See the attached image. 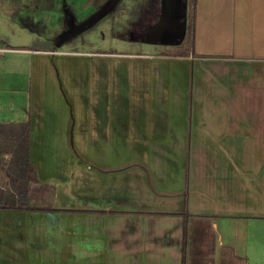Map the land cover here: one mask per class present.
<instances>
[{
    "label": "rangeland",
    "instance_id": "1",
    "mask_svg": "<svg viewBox=\"0 0 264 264\" xmlns=\"http://www.w3.org/2000/svg\"><path fill=\"white\" fill-rule=\"evenodd\" d=\"M144 2L0 0V124L27 121L12 129L11 142L0 134V188L26 192L24 205L91 207L89 189L102 193L105 180L111 208H132L120 196L157 198L155 175L165 180L171 165L189 163L180 153L190 139L192 147L200 134L201 149L213 153L228 143V119L260 121L261 135L264 70L235 76L190 60L191 0H160L156 25L138 34L129 12ZM24 142L26 158L11 169ZM206 152L200 165H226ZM104 167L115 170L105 179ZM21 169L27 173L14 179Z\"/></svg>",
    "mask_w": 264,
    "mask_h": 264
},
{
    "label": "crops",
    "instance_id": "2",
    "mask_svg": "<svg viewBox=\"0 0 264 264\" xmlns=\"http://www.w3.org/2000/svg\"><path fill=\"white\" fill-rule=\"evenodd\" d=\"M190 14V60L206 61L205 71L212 62L235 76L243 70L255 73L254 68L262 74L264 0H191ZM215 75L224 81V74ZM225 123L231 124L226 145L206 152L199 134L180 153L189 163L171 165L174 172L165 180L155 175L158 197L143 195L153 201L152 208L136 197L128 202L131 196L124 195L120 200L132 208H111L104 180L102 193L89 189L91 207L0 209V264H264V129L256 135V125L262 124L257 120L252 126L248 120ZM20 124L27 121L2 122V138L11 142V131ZM203 151L224 157L226 165H200ZM113 171L99 172L105 179ZM185 179H190L187 185ZM163 181L176 187L165 191ZM185 188L190 196H184ZM25 193L8 186V199L27 202Z\"/></svg>",
    "mask_w": 264,
    "mask_h": 264
},
{
    "label": "trees",
    "instance_id": "3",
    "mask_svg": "<svg viewBox=\"0 0 264 264\" xmlns=\"http://www.w3.org/2000/svg\"><path fill=\"white\" fill-rule=\"evenodd\" d=\"M132 16L133 22H131L132 28L138 34H143L146 29H149L156 25L160 14V0H145L144 3H140L136 8H133L130 12ZM136 17V18H135ZM135 18V19H134ZM138 36V35H137ZM127 38H130V34L126 35ZM2 127V131L4 133V126ZM1 130V129H0ZM18 143V142H16ZM21 149L17 148V158H14V161H11L10 168L16 167L18 162H23V158H26L27 155V146L24 142L22 145L19 144ZM19 158V159H18ZM18 159V161H16ZM19 168V167H16ZM22 173L25 174L24 169H21L20 173H16V177L14 179H18V177H22ZM24 177V176H23ZM12 183L14 181L12 180ZM23 192H18L17 194H21ZM8 193L4 188H0V209H16V210H30L32 209L28 205H24L22 203V199L14 198L15 196H10L11 198L8 199Z\"/></svg>",
    "mask_w": 264,
    "mask_h": 264
}]
</instances>
